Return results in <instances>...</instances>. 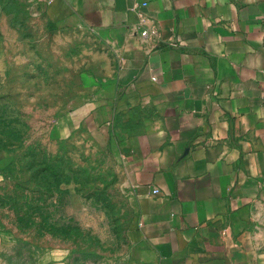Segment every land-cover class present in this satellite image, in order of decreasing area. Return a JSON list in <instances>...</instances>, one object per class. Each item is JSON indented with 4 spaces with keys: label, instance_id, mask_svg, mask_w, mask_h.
Segmentation results:
<instances>
[{
    "label": "crops",
    "instance_id": "1",
    "mask_svg": "<svg viewBox=\"0 0 264 264\" xmlns=\"http://www.w3.org/2000/svg\"><path fill=\"white\" fill-rule=\"evenodd\" d=\"M53 4L99 43L60 128L123 160L121 264H264V0Z\"/></svg>",
    "mask_w": 264,
    "mask_h": 264
},
{
    "label": "rangeland",
    "instance_id": "2",
    "mask_svg": "<svg viewBox=\"0 0 264 264\" xmlns=\"http://www.w3.org/2000/svg\"><path fill=\"white\" fill-rule=\"evenodd\" d=\"M98 45L53 0H0V264H121L131 245L120 154L60 128Z\"/></svg>",
    "mask_w": 264,
    "mask_h": 264
},
{
    "label": "built area",
    "instance_id": "3",
    "mask_svg": "<svg viewBox=\"0 0 264 264\" xmlns=\"http://www.w3.org/2000/svg\"><path fill=\"white\" fill-rule=\"evenodd\" d=\"M143 6H147V3H144V4H142ZM142 35H143V37H147L148 36V32L147 31H144L143 33H142ZM158 192V190H153V193H157Z\"/></svg>",
    "mask_w": 264,
    "mask_h": 264
}]
</instances>
